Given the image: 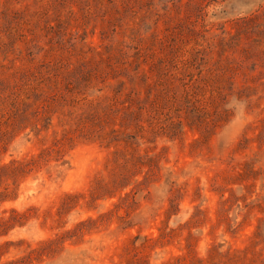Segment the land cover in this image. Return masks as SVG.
Returning a JSON list of instances; mask_svg holds the SVG:
<instances>
[{"label":"rangeland","instance_id":"obj_1","mask_svg":"<svg viewBox=\"0 0 264 264\" xmlns=\"http://www.w3.org/2000/svg\"><path fill=\"white\" fill-rule=\"evenodd\" d=\"M3 164L0 264H264V0H0Z\"/></svg>","mask_w":264,"mask_h":264},{"label":"trees","instance_id":"obj_2","mask_svg":"<svg viewBox=\"0 0 264 264\" xmlns=\"http://www.w3.org/2000/svg\"><path fill=\"white\" fill-rule=\"evenodd\" d=\"M14 163H16V162H14ZM13 162H12V164H14ZM18 167H20V168H22V167H24V164L22 163V162H18V165H17ZM7 167H9V165L8 164H3L1 167H0V169H6Z\"/></svg>","mask_w":264,"mask_h":264}]
</instances>
